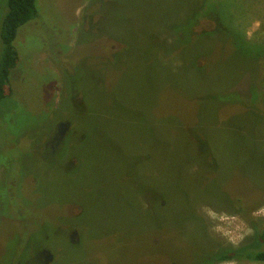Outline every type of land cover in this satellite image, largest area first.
<instances>
[{
	"label": "rangeland",
	"instance_id": "rangeland-1",
	"mask_svg": "<svg viewBox=\"0 0 264 264\" xmlns=\"http://www.w3.org/2000/svg\"><path fill=\"white\" fill-rule=\"evenodd\" d=\"M36 9L0 101V264H50L58 252L59 264H193L264 231V0ZM7 10L0 0V30ZM228 197L248 201L246 217ZM160 200L168 208L157 210Z\"/></svg>",
	"mask_w": 264,
	"mask_h": 264
},
{
	"label": "trees",
	"instance_id": "trees-1",
	"mask_svg": "<svg viewBox=\"0 0 264 264\" xmlns=\"http://www.w3.org/2000/svg\"><path fill=\"white\" fill-rule=\"evenodd\" d=\"M6 4H7L8 10L5 15V18L3 20L2 27L0 30V39H1V44H2V53L0 57V101L9 98L12 95L11 89H10V74H11V71L17 67V64L19 61L18 52L15 49L14 44H13L18 35V30L22 26H24L26 23L34 20L37 17L36 0H6ZM260 54H262L264 57V49H262ZM255 92L257 93V97H259L257 100L253 98V96L256 97ZM255 92L250 91L248 94L250 93L252 94L251 95L247 94L248 96H251L250 101H252V103L254 101L258 102L260 99L259 90H255ZM242 98H245V97L242 96ZM231 99H234L233 95H228L226 98L220 96L218 98V101L226 100L225 102H227ZM247 100H249V97H247ZM67 139L68 137L64 139L63 141L64 143H62L63 146L64 144L67 143ZM207 154H208L209 165H211L209 171L210 173H213L217 177L220 175L218 173L219 159L217 158V156L215 157L209 149L207 150ZM148 158L149 157H146V159ZM73 160L74 159H72V161ZM141 163L142 162L140 161L138 165H140ZM73 167L75 166L70 165V168H73ZM134 167H136V165H134ZM237 171H238L237 174L239 175V173L241 172L239 167ZM228 176L229 175H227V177L225 178H222V177L218 178V180H220L222 183L227 182ZM249 177L251 178L252 175H249ZM258 177L259 176H257V174H254V177H252L253 179L252 178L251 179L255 181V179L257 180ZM12 179H16V176L13 177ZM207 191L208 190H205L206 193ZM9 195L10 194H8V196ZM8 196L6 197L3 196V198L7 199ZM11 198L16 199V195H14L13 197L9 196V199ZM207 203H210L212 205L214 204L212 202H207ZM223 205L224 206L231 205L233 207H236V209L238 208L237 210L241 213L242 216L244 217L247 216L246 209H244V207L248 206V201H246L245 203V201H243L240 197H236L233 199L228 197L227 200L224 201ZM155 206L157 210H164L168 208L169 204L168 202L165 203L163 200H160V202L155 203ZM185 209L186 208L184 207H178V213L175 214V217L177 219L184 218L181 215L187 212L185 211ZM17 210L18 212L20 211L19 208H17L16 211ZM195 213L197 215V211H195ZM15 215L17 219L22 221L23 216L18 215L17 212ZM190 215L192 214H189V216ZM194 219L197 222V229L202 234L204 232L203 225H198V217H194ZM152 225L157 233L164 231L162 229L164 227V224H162V221L158 217H156L153 220ZM181 225L178 222H174L173 224L170 225V228L173 231L182 233L183 231H180V229L183 228V227H180ZM28 233H29V228L26 233L22 232V236L28 239V236H29ZM82 233L83 232L79 229H77V232L73 231V235L77 234L78 238L82 236ZM24 238L20 236L21 241H23ZM157 242H158V239H155L152 241L153 244H157ZM21 243L22 242H20V244ZM72 243L75 244V242H72ZM72 247H75V246H72ZM80 250H83V248ZM60 261H61V253L58 252L57 254L52 255V262L50 264H59ZM231 261L264 262V231L262 233L255 232L251 240L245 243H242L240 245L221 247L217 249L208 250L207 252H204L202 255H200V257H197L195 263L193 264H221V263H226V262H231ZM171 262H173L172 264H178L175 261H171ZM41 264H43L42 261H41Z\"/></svg>",
	"mask_w": 264,
	"mask_h": 264
},
{
	"label": "flooded vegetation",
	"instance_id": "flooded-vegetation-1",
	"mask_svg": "<svg viewBox=\"0 0 264 264\" xmlns=\"http://www.w3.org/2000/svg\"><path fill=\"white\" fill-rule=\"evenodd\" d=\"M59 135H60V138H59L58 141L61 143V144H60V149H62V143H63V141H64V139H65V138H64V137H65V134H62V132H61V130H60V134H59ZM60 152H61V150H60ZM77 161H78V160H77ZM72 162H73V161H72ZM72 162H71V166H72V164H73ZM7 184L9 185V189L7 190L8 192H9L12 188H13V190H14L15 185H16V184H15V181H14V186H11V184H10L9 182H8ZM10 196H11V195H10ZM74 235H75V234H74ZM75 236H76V235H75ZM72 238H73V237H72ZM73 239H74V238H73ZM71 241L76 243V242L78 241V239L76 238V241H74V240H71Z\"/></svg>",
	"mask_w": 264,
	"mask_h": 264
}]
</instances>
